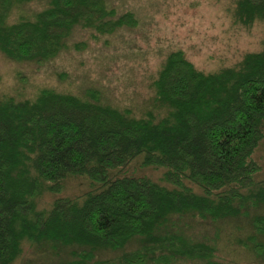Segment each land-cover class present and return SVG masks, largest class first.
<instances>
[{"label":"trees","instance_id":"1","mask_svg":"<svg viewBox=\"0 0 264 264\" xmlns=\"http://www.w3.org/2000/svg\"><path fill=\"white\" fill-rule=\"evenodd\" d=\"M31 1L0 0V51L15 61L56 57L75 28L97 38L138 22L107 0H40L42 9L8 22ZM232 12L251 26L264 21V0H233ZM152 87L160 116H136L93 88L0 97V264H13L25 244L43 242L70 249L59 264H225L213 241L188 233L187 220L214 223L264 207L253 158L264 140V49L211 72L174 50ZM138 155L142 165L164 168L163 183L109 176ZM68 175H85L91 188L39 208ZM251 220L253 234L236 241L260 257L264 215ZM104 251L114 254L96 256Z\"/></svg>","mask_w":264,"mask_h":264},{"label":"rangeland","instance_id":"2","mask_svg":"<svg viewBox=\"0 0 264 264\" xmlns=\"http://www.w3.org/2000/svg\"><path fill=\"white\" fill-rule=\"evenodd\" d=\"M117 14L131 11L137 19L133 28L122 27L97 38L91 31L75 28L67 48L45 62L15 61L0 51V97L33 99L42 88L82 95L88 88L101 93L104 101L118 108H127L142 116L164 110L153 102L152 82L166 56L182 50L185 56L204 72L233 66L246 52L264 49V21L245 26L234 21L233 0H107ZM44 2L31 1L13 9L8 22L22 14L42 9ZM253 158L261 169L257 180L264 178V140L255 149ZM142 155L125 168L109 171V176H148L163 183L162 167L144 166ZM199 192V188L194 186ZM90 187L85 175H68L60 193L45 192L38 200L39 208H50L57 197H75ZM264 215V207L249 216L226 218L214 223L187 220L188 233L216 244L217 257L225 264H264L263 256L237 243L254 232L252 217ZM264 245V233L257 236ZM69 248L49 242L25 244L22 256L13 264H56L65 261ZM264 252V247H263ZM114 251L97 252V257ZM63 260V261H62ZM58 263V264H59Z\"/></svg>","mask_w":264,"mask_h":264}]
</instances>
